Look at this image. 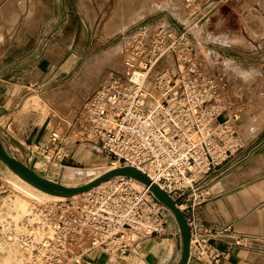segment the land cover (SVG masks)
Wrapping results in <instances>:
<instances>
[{"label":"built area","instance_id":"2783aa9c","mask_svg":"<svg viewBox=\"0 0 264 264\" xmlns=\"http://www.w3.org/2000/svg\"><path fill=\"white\" fill-rule=\"evenodd\" d=\"M196 3L185 0L188 7ZM129 46L124 70L107 73L66 133L50 129L45 141L30 144L25 163L43 162L45 171L63 169L74 145L99 143L108 167L139 169L187 211L206 197L198 183L230 157V147L237 144L232 120L239 115L219 123L226 100L218 77L193 61L189 31L144 26ZM164 60L172 64L162 69ZM31 214L17 237L30 264H80L79 246L85 240L110 257L126 255L149 237L165 235L171 217L149 187L136 186L128 177L115 178L81 199L35 204ZM186 220L190 258L218 263L225 253L212 244L214 232L193 218Z\"/></svg>","mask_w":264,"mask_h":264},{"label":"rangeland","instance_id":"374dc122","mask_svg":"<svg viewBox=\"0 0 264 264\" xmlns=\"http://www.w3.org/2000/svg\"><path fill=\"white\" fill-rule=\"evenodd\" d=\"M31 1L0 0V49H9L0 56V62L19 66L28 56V73H5L14 83H25L20 101L25 109L47 118L49 129L66 133L69 121L107 73L123 71L124 53L136 30L147 26L153 31L170 25L190 32L193 61L198 60L207 75L218 77L220 94L229 100L223 102L225 110L219 123L239 115L232 120L237 144L230 147V157L213 168L217 170L210 171L198 187L207 194L218 180L235 184L264 172V124L259 128L248 126L251 121L264 119V0H197L192 15L183 0H38L40 11L35 15ZM146 8L150 9L147 15H140ZM192 25L197 29L191 30ZM41 54L58 61L65 70L45 86H32L37 76L31 66ZM247 130L254 131L245 133ZM65 165L92 174L110 164L99 143L85 142L73 146ZM31 168L53 181L84 182L64 180L57 168ZM52 201L55 199L34 192L0 159V264H30L17 238L22 220L34 216L31 212L35 204ZM169 219L175 220L173 215ZM88 247L89 241H83L79 252Z\"/></svg>","mask_w":264,"mask_h":264},{"label":"crops","instance_id":"0c3cea01","mask_svg":"<svg viewBox=\"0 0 264 264\" xmlns=\"http://www.w3.org/2000/svg\"><path fill=\"white\" fill-rule=\"evenodd\" d=\"M8 50L0 49V56ZM29 67L28 56L19 66L0 62V139L5 149L22 162L26 161L28 146L45 141L50 131L47 118L25 109L20 101L25 83H14L5 73H28ZM31 67L37 76L32 86L38 87L54 81L65 70L46 54H41ZM218 181L200 204L183 213L214 232L212 244L225 256L218 263L190 258L187 264H264V172L235 184L230 180ZM81 254L80 264H175L182 256V236L176 220L169 219L165 235L149 237L126 255L110 257L89 247Z\"/></svg>","mask_w":264,"mask_h":264},{"label":"water","instance_id":"95a60500","mask_svg":"<svg viewBox=\"0 0 264 264\" xmlns=\"http://www.w3.org/2000/svg\"><path fill=\"white\" fill-rule=\"evenodd\" d=\"M0 159L17 175L37 187L38 189L53 195L72 198L73 195L86 192L89 189L97 186L101 182L110 178L128 177L135 181L143 183L149 187L155 197L166 207L167 213L174 216L182 236V256L175 264H187L190 260V229L183 212L178 208L174 199L163 190L159 184L152 181L144 172L132 166L113 168L104 174L100 175L95 180L79 185L67 186L61 182L47 179L30 166L26 165L21 160L10 154L4 147L0 139Z\"/></svg>","mask_w":264,"mask_h":264},{"label":"bare ground","instance_id":"6f19581e","mask_svg":"<svg viewBox=\"0 0 264 264\" xmlns=\"http://www.w3.org/2000/svg\"><path fill=\"white\" fill-rule=\"evenodd\" d=\"M132 0H129V2H131ZM203 1H205V0H203ZM201 2V1H200ZM31 3H32V8L34 9V15H35V13L37 14L39 11H40V5H39V3H38V0H32L31 1ZM198 3H199V1H198ZM197 4V3H196ZM183 6H184V8L192 15V11L194 12V8H192V7H188L186 4H185V0H183ZM194 7V6H193ZM212 7V6H211ZM197 9H199V8H197ZM196 10V9H195ZM148 11H150V9L149 8H146L145 10L143 9V11H142V13H139L140 15H142V16H145V15H147V13H148ZM200 11V10H199ZM207 12H208V10H207ZM202 13H203V11H202ZM139 15V16H140ZM198 15V14H197ZM142 16H140V17H142ZM139 17V18H140ZM197 17V16H196ZM195 17V18H196ZM199 19V18H198ZM193 20H194V18H193ZM196 20V19H195ZM28 25H29V22H28ZM167 25V24H166ZM201 25V24H200ZM26 27V26H25ZM154 28V27H153ZM158 28V27H157ZM188 28V27H187ZM192 28H193V30H196L197 29V27H196V25L195 26H193L192 25ZM155 29V28H154ZM199 34L201 35V36H203V33L202 32H199ZM208 37L209 36H211L210 34H208L207 35ZM201 42H203L202 40H201ZM207 43V42H206ZM206 43H204L205 45H206ZM196 44V43H195ZM204 45V46H205ZM201 47H203V45H201ZM205 48V47H204ZM203 49V48H202ZM205 50V49H204ZM123 55V54H122ZM125 57V56H124ZM121 58H123V57H121ZM196 58H197V56H196ZM195 58V59H196ZM113 61H115V58H112L111 60H110V63L111 64H113ZM198 61V60H197ZM122 62V61H121ZM170 64H172L171 63V61L170 60H164L163 62H162V64L160 65V68H165V67H169L170 66ZM120 69H122V70H124V65H122L121 66V68ZM119 69V70H120ZM209 75V74H208ZM217 75V74H216ZM220 75V74H219ZM210 76V75H209ZM213 76H215V75H213ZM221 78V77H220ZM102 83V82H101ZM223 84H225V83H223ZM98 87V86H97ZM223 87V86H222ZM225 90V89H224ZM224 90H223V92H224ZM222 91V90H221ZM226 95V94H225ZM235 95V94H234ZM229 96V95H228ZM234 98V97H233ZM235 99V98H234ZM233 100V99H232ZM87 101V100H86ZM229 101V100H228ZM228 101H226V102H228ZM236 101V100H235ZM233 102V101H232ZM227 104V103H226ZM224 107V106H223ZM83 108V107H82ZM228 111V110H227ZM233 111H236V109L235 110H233ZM238 112V111H237ZM229 116V115H228ZM230 120V119H229ZM230 122V121H229ZM233 122V121H232ZM249 125L248 126H250V127H257V128H259V127H261L263 124H264V119L263 120H260V121H251V122H249L248 123ZM54 129H56V128H54ZM58 129V128H57ZM239 131V130H238ZM250 131H254V130H247V131H245V133H248V132H250ZM242 135H244L243 133H242ZM240 136V135H239ZM241 139V138H240ZM238 142V141H237ZM32 165H33V167H35L36 169H40V170H44L45 169V164L44 163H41V162H33L32 163ZM32 165H31V167H32ZM34 168V169H35ZM109 170H111V168L110 167H108V168H105L104 170H99L97 173H90V172H92V171H83V170H80V169H75V168H73V167H65V168H63V169H60V175H61V177L64 179V180H76V181H84V182H78V183H67V184H65V183H63L64 185H67V186H79V185H83V184H86V183H89V182H91V181H93V180H95L96 178H98L100 175H102V174H104L105 172H107V171H109ZM12 171V170H11ZM12 173L16 176V177H18L23 183H25L26 185H28L31 189H33L34 190V192H36L37 194H39L40 196H42L43 198H47V199H55V200H62V199H65V197H63V196H59V195H53V194H49V193H47V192H44V191H42V190H40V189H38L37 187H35V186H33L32 184H30L29 182H27L26 180H24L23 178H21L19 175H17L16 173H14L13 171H12ZM91 174V175H90ZM113 180H114V178H110V179H108V180H105V181H103V182H101L100 184H98L97 186H95V187H93L92 189H89V190H87L86 192H90V191H92V190H95V189H99V188H101V187H103V186H106V185H108V184H110V183H112L113 182ZM62 183V182H61ZM135 184H136V186H139V187H142L144 184L143 183H141V182H138V181H135ZM86 192H82V193H78V194H75V195H73L74 196V198H79L80 196H83V194H85ZM24 257V256H23ZM25 259H26V257H25ZM21 261H23V260H21ZM20 261V263H22Z\"/></svg>","mask_w":264,"mask_h":264}]
</instances>
